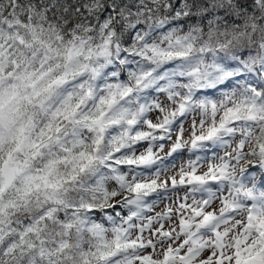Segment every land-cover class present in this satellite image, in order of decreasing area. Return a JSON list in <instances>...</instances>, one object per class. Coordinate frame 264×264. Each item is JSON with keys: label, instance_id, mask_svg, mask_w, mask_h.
Here are the masks:
<instances>
[{"label": "snow or ice", "instance_id": "snow-or-ice-1", "mask_svg": "<svg viewBox=\"0 0 264 264\" xmlns=\"http://www.w3.org/2000/svg\"><path fill=\"white\" fill-rule=\"evenodd\" d=\"M0 264H264V0H0Z\"/></svg>", "mask_w": 264, "mask_h": 264}, {"label": "rangeland", "instance_id": "rangeland-1", "mask_svg": "<svg viewBox=\"0 0 264 264\" xmlns=\"http://www.w3.org/2000/svg\"><path fill=\"white\" fill-rule=\"evenodd\" d=\"M192 119H193V117L190 116V118L187 119V123L184 124V127L186 129V132H185V137L186 138L188 136V131L187 130L191 126ZM196 119H198V117H196ZM168 150H169L168 147H166L164 149V153L162 155H165L168 152ZM219 155H223V150H219ZM191 156H192V154L190 152H188L187 150H185V151H183L181 153L174 154L173 157L168 158L170 161H174L175 162V167L172 170H170L168 174H173L175 172V170H177L180 166L186 165L187 162H188V159ZM212 159H213V152L212 151H208L206 154H201V160H206L207 162H211ZM207 162L203 164V166L201 167L200 171H205L207 169V166H208ZM253 174H255V170H254ZM180 194L183 195V192L181 191ZM168 203H169L168 200H165L164 203H158V207L156 208V211H160ZM215 206L216 205H213V207H215ZM124 213H126V212L124 211ZM204 255L207 256L208 253L205 252Z\"/></svg>", "mask_w": 264, "mask_h": 264}, {"label": "trees", "instance_id": "trees-1", "mask_svg": "<svg viewBox=\"0 0 264 264\" xmlns=\"http://www.w3.org/2000/svg\"><path fill=\"white\" fill-rule=\"evenodd\" d=\"M218 95H219V94L213 95L211 98H218ZM162 99H163V98H162ZM190 116H191V115H190ZM190 116H189L187 119H189ZM151 118H152L153 120H155V118H156L155 114H153V115L151 116ZM187 119L184 120V124L187 123ZM166 147H167V146H166ZM166 147H165V148H166ZM162 154H163V153H162ZM124 211L126 212L127 210L125 209ZM125 214H126V213H125Z\"/></svg>", "mask_w": 264, "mask_h": 264}]
</instances>
